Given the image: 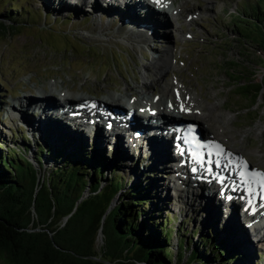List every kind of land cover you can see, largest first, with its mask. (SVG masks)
Segmentation results:
<instances>
[{
  "label": "trees",
  "instance_id": "trees-1",
  "mask_svg": "<svg viewBox=\"0 0 264 264\" xmlns=\"http://www.w3.org/2000/svg\"><path fill=\"white\" fill-rule=\"evenodd\" d=\"M48 1L50 4L59 2L39 0L37 13L31 5L28 8L9 6L1 11L0 35L28 25L32 16L37 21L35 24H40L43 18L46 25L52 24L48 36H58L78 45L83 42L70 35L78 30L96 32L77 19L61 23L59 18L58 22H48L50 17L56 18V13L47 12L44 8ZM6 22L7 26L4 25ZM230 23L240 47L252 50L248 57L245 55L251 60H243L237 52L230 58L226 51L223 59L215 62V68L221 70L227 79L236 82L233 84L238 91L236 96L251 100L253 107L263 95L264 87L263 81L256 79L259 65L256 61H264V0L243 1ZM24 120L30 121H25L30 128L23 129L42 135L43 141L34 137L27 139L21 127L10 131V140L0 134L1 264H98L69 254L40 250L38 245L47 250L40 238L32 239L24 235L27 232L18 231L50 230L55 233L53 239L58 246L81 257H95L94 239L108 210L110 212L105 217L103 228L106 242L102 249L107 257L105 260L109 262L241 264L242 256L233 247L229 228L223 223L221 228L209 214L203 218V223L194 212L192 219L188 216L177 226L171 224L173 217L169 211H163L162 197L154 186L157 177L152 174L153 170L147 167L149 173L135 176L134 179L141 180H134L133 183L136 169L124 162L130 154L123 145L113 142L115 147L120 148L118 158L105 154L99 157L87 148L90 138L79 134L82 133L80 131L75 135L68 133L76 129L46 124L41 131L33 126L34 120L30 115ZM96 136L100 138L98 133ZM51 137L58 138L54 147L47 140ZM137 170L141 172L139 168ZM190 210L197 211L193 207ZM70 214L65 228L55 231L60 219ZM217 219L221 222L220 217ZM214 223L219 224L217 229ZM174 239L176 242L173 243Z\"/></svg>",
  "mask_w": 264,
  "mask_h": 264
},
{
  "label": "rangeland",
  "instance_id": "rangeland-1",
  "mask_svg": "<svg viewBox=\"0 0 264 264\" xmlns=\"http://www.w3.org/2000/svg\"><path fill=\"white\" fill-rule=\"evenodd\" d=\"M58 1H55L54 4H50V1H48L46 7L44 6L47 12L52 11L56 13V18L50 17L48 22H58L60 19L61 23L64 22L63 20L73 22L74 19H77L94 28L96 32L92 34L78 30L73 35H70L71 38L75 37L77 41L83 42L78 45L73 41L64 40L58 36H48L52 24L46 25L44 18L40 24L39 22L35 24L37 21L32 16L29 18L28 25L17 27L14 29V32L9 31L8 34L0 35V134H3L8 140L11 139L9 137L10 131H16L21 127L24 133L27 134L25 135L27 139L34 137L40 142L43 141L42 135H37L35 132L31 134L24 130L30 128V125L26 123H30V121L24 120V117L27 115H30L34 120L33 126L41 131H43L46 124H51L56 128L71 127L70 124L59 123L57 125L55 122L57 120L51 117L42 116L39 118L38 116H33L31 111L9 106L11 103L6 101L10 98L9 96H12L10 99L17 100V98H21L23 95L26 97L29 92H33L35 87H45L53 80L59 83L60 79H62L66 83V86L62 89L64 91L69 90L71 94H76L75 91L83 90L98 97L100 92H111V89L114 88L116 90L114 93L118 94V96H114L119 97L126 94L124 91L125 85L128 84L135 87L134 81H138L139 84L141 83V74L144 72L143 65H149L150 71L154 72L153 66L151 67L152 62L150 61L156 55L151 53V50L154 49L157 52L160 49L158 47L149 49L146 39L142 35L132 34L125 29L121 30L122 28L118 25L121 24L119 20L113 22L110 19L112 15L113 17H118L117 13L104 12L107 16L97 14L103 13L97 8L100 5L104 7L106 3L118 5V8L110 7V9L113 8L119 10L117 12H120L122 11L120 10L121 4H117L113 0L111 2H108V0ZM143 1L141 3L143 7L154 14H159ZM165 1L170 7V0ZM172 1L176 8H180V11L175 17L168 15L166 21L168 20V23L172 24V27L174 26L178 32H174L173 29L167 27L164 36L167 38L166 46L170 48L172 55L169 57L165 55L169 54L167 51L157 52L161 57L165 55L159 59L173 60V70L180 72L176 76L179 77L178 79L183 84V89L195 92L197 99L200 98L202 101L210 102L208 103L210 105H215L218 111L213 108V111L216 112L214 113V120L220 124L225 123L226 128L230 131L229 138L231 139V143H223L218 140L222 137L215 130L210 129V127H207L208 129L206 130L208 131H206L204 138H214V141L217 140L229 152L240 156L245 164L257 167L264 173V87L261 93L263 95L255 102L256 105L251 107V100H244L236 96L238 91L233 86L236 82L227 79L221 70H216L215 68L218 61L223 59L227 52L230 58L237 52L243 60H251V58H247L251 49L244 48L243 50L235 40L238 39L235 37V33L230 29V22L235 11L238 9V5L245 0ZM37 4H39V0H0V12L7 10L9 6L18 5L20 8H28L31 5L37 13ZM80 5L83 6L81 7L82 10L77 11V9H81L77 7ZM128 7L131 9L130 12L127 14L121 13L124 20L130 21L138 17L140 21H151L143 17V15H135L133 7ZM94 11L96 14L92 15ZM87 15H90L92 18L89 17L90 20L85 19ZM190 15L194 18L193 21H195L192 26L185 23V20L188 22L187 18ZM151 19V23H147L148 26L146 28L158 26V20L155 17ZM153 21H157V24H153ZM191 23L189 22V24ZM7 24L8 22L4 25L7 26ZM143 36L151 38L152 32L144 31ZM156 38L162 39L161 36H156ZM118 49L123 51H116ZM100 52H104V54L101 55ZM159 61L155 60L156 65ZM256 63L259 64L256 79L258 82L263 81L264 84V61L257 60ZM173 76L169 73L166 79H170ZM156 83L153 81L151 86L154 85V91H160L161 84ZM132 87H130L131 91H137ZM83 94L94 97L87 93ZM127 94L138 96L130 92H127ZM109 95L113 96V94L106 93L99 99L108 98ZM96 97L94 98L97 99ZM198 115L200 119L203 118L202 113H198ZM193 120L192 118L188 121L199 122ZM199 123L202 127L203 123ZM203 130L205 131V129ZM81 131L82 133L79 134L90 138V142H87V148H91L92 153L97 154L99 157L100 154H105L111 158H118L120 156L118 155L120 150H116L113 143H110L112 141L108 142L104 140L102 144H99L101 141L96 139L95 131L93 132L94 134L90 132L91 130L86 131L82 129ZM77 132L69 131L68 133L75 135ZM207 132L209 136H207ZM47 140L51 147L57 145V137H51ZM150 144L153 145L152 142ZM229 146L234 150H231ZM162 148L158 151L155 144V146H151L148 154L144 150H127L130 155H127V159L124 162L136 169V175L132 176L133 183L141 180L138 181V178L134 179L135 176L147 175L149 171L146 170L149 167V170H153L154 172L152 174L157 177L154 186H156L157 194L162 197L163 211H169L172 214V225L177 226L179 223H183L188 216L192 219V213L194 212L201 223H203V218H206L205 216L209 214L220 224L214 223V228L217 229L218 225L222 228L223 225L221 223L226 227H230L229 231L234 242L233 247L242 256L241 264H264V245L261 246L264 244V238L258 239L257 242V239L252 242L246 237L247 232L251 231V226L249 227V224H246L241 218L242 206L236 203L238 206L236 213L240 215L239 221L241 222L238 223L235 220L236 216L233 214L223 219L222 214L218 210L217 202L221 201L219 200L220 196L217 194L219 187L216 188L217 192L213 197V204L210 198L206 199L204 196L194 195L192 192L183 193L180 191L179 189H185V187H178L175 183H172L169 177L171 166L170 168L167 167L165 171L162 166H156L157 162L155 159L158 153L167 158L170 156L169 145L165 144V148ZM152 151L158 153H153ZM143 166L146 167L143 169ZM138 168L141 172H138ZM201 194L203 195V192ZM178 197H181L180 201ZM182 201L189 202L190 205L180 206L179 203ZM208 203H210L209 207L212 205L211 208L205 207ZM191 206L197 211L190 210ZM213 206L215 207L212 210ZM228 214H230L229 211ZM168 215L170 214L168 213ZM218 217H220L221 222L217 219ZM239 230H242V232ZM101 239L102 237L98 241L99 246H101ZM172 242H176L175 239ZM260 242L261 244L256 247L257 243ZM246 243H251L248 245L250 249L245 248Z\"/></svg>",
  "mask_w": 264,
  "mask_h": 264
},
{
  "label": "bare ground",
  "instance_id": "bare-ground-1",
  "mask_svg": "<svg viewBox=\"0 0 264 264\" xmlns=\"http://www.w3.org/2000/svg\"><path fill=\"white\" fill-rule=\"evenodd\" d=\"M113 1L117 4L125 6L126 8L120 9L122 11L117 12L119 10H115L113 8L110 9V7H112L110 3H106L105 7L101 5L100 7H97L103 12L97 14H99L100 16H107L104 12H110L111 14H113V12L117 13L118 17H113L112 15L110 19H112L113 22H117L119 20L121 24L118 25L120 28H122L121 30L125 29L127 31H130L132 34L142 35V37L146 39V43L149 49L158 47L160 49L157 51L158 53H160L161 51H167L169 54L165 55H168V57L172 55L170 48L166 46L167 38L164 36L167 27L173 29L174 32H178V30L174 26L172 27V24L168 23V20L166 21V17H168V15H171V17H175L180 11V8H176L174 6L172 0H170V7L166 4L165 0H162L161 4L159 5L153 3L152 0H145L147 5L153 8L159 14H154L150 12V10L143 7L141 4L143 0ZM108 2H111V0H108ZM117 6L115 8H117ZM128 6L133 7L135 15H143V17L151 21V18L155 17V19L158 20V26H150V28H146V26H148L147 23H151V21H140L138 17H135L130 21L124 20V17L121 13L127 14L128 12H130L131 9ZM94 14H96L95 11L92 13V15ZM192 15L187 18L188 22H186L185 20V23H188V25L190 26L195 23V21H193L194 18L192 17ZM89 17L91 16L87 15L85 16V19L90 20ZM153 22V24H157V21ZM189 22L192 23L189 24ZM144 31L152 32V37H144ZM135 32L141 34H137ZM156 36H161L163 40L160 38H156ZM165 48L168 50H166ZM157 52H155L154 49L151 50V53H154V55H156L155 57H152V61H150L152 62L151 67L153 66L154 72L150 71L151 68L149 65H143L144 72L141 74V83L139 84L138 81H134L136 85L135 87H132L128 84L125 85L126 88L124 91L126 92V94L119 97L114 96H118L117 93H114L116 91L114 90V88L111 89V92H100L98 94V97L83 90L75 91L76 94H71L69 93V90L64 91L62 89L66 86V83L62 79H60L59 83L53 80L47 86L41 87L40 91L37 92V94L32 95L31 98H27L25 97V95H23L21 98H17V101L13 102L12 99H8L6 101L11 103V105L9 106H14V108L24 109L29 112L31 111L33 113V116H38L39 118L42 116L51 117L54 120H57L55 121L57 125L59 123H63L65 125L70 124L71 127H67L76 129L77 131H81L82 129L86 131L91 130L90 132L92 133L94 131H98V134L100 135L99 139L101 140L99 144H102L104 140H107L108 142L112 141L110 143L118 142L119 144L123 145L126 149L136 151L144 150V152H146L147 154L151 146H155V144L158 151H160L162 147V149H164L165 144L169 145L170 148L168 150L170 156H168V158L164 157L163 155H160V153L156 151H152L153 153H158L155 159L157 162L156 166H162L164 168V171L167 169V167L170 168L171 166V170L169 169L170 180L172 181V183H175L178 187H185V189H179L180 191H182L183 193L192 192L194 193V195L204 196L206 199L210 198L212 200V204L214 199L213 197L216 195L217 192L216 188L217 186H220V189L218 190L217 194L220 195L221 201L219 203L217 202V204L218 210L222 214L223 219H226L227 216L233 214L234 216H236L235 220H237L238 223H241L239 221L240 215L236 212L238 207L237 205H243L242 209H244L245 212L243 214L244 218L242 220H245V223L249 224V227L251 226V231L249 230L247 232L246 237H248L249 241L251 240L252 242L257 239V242L258 239L264 238L263 222L262 224L260 223V226L258 227V222H260L261 219L264 218V216L259 217L257 215L254 217V219H251L249 217L251 213L250 209H248V207L241 201V196L243 192L239 191L238 193V191L236 190V185L232 180L237 181L238 179H240L239 175L236 173L237 170H241V167L238 164L239 160L233 161L231 165L226 164V160H223L220 164L219 169L209 172L208 174H206L208 171L202 173V167L199 165L195 168L196 171L192 173L191 170H188L181 166L178 159L175 157V155H173L172 144L170 140L174 139L175 136V132L172 131V126L173 123L176 122V120H189L193 118L196 121L202 122L203 129H205V132L208 131L206 130L208 129L207 127H210V129L215 130L219 134V136L223 138L217 139L223 143H231V139L229 138L230 131L226 128L225 123L220 124L214 120V113L216 112L213 111V108L218 111L215 105H210L208 104L210 102H205L204 100L202 101L200 98L197 99L195 92H190L183 89V84L178 79L179 77L176 76V74L180 72L177 70H173V60H161L159 59L161 55L159 56ZM155 60H160L158 62L159 65H156ZM169 73L174 76L170 79H166L168 78ZM153 81L157 82L158 84H161L160 91L153 90L154 85L151 86V83ZM130 87L136 89L137 91H131ZM127 92L134 93L138 96L127 94ZM66 93L69 94L67 95ZM83 93L93 95L97 99H95L94 97H90L89 95H84ZM106 93L113 94V96L109 95L108 98L100 100L99 98H102ZM40 99L45 100L40 101ZM182 107L183 111L181 110ZM114 110H116L118 113H114ZM108 111L111 115L114 116L115 119L120 120L121 117L119 116V113L122 112V119H124V125L122 126L120 131H114V123L111 119H109L107 115ZM131 111H135V113H133L134 119L128 121L127 116L128 114H130ZM198 113H202L203 118L200 119L199 115L201 114L198 115ZM151 118L155 119L149 121L142 120ZM213 140L215 139L213 138ZM150 142H152L153 145H151ZM229 148L231 150H234L230 146ZM116 150H120L119 146L116 147ZM227 152L230 158H233L234 153L229 152V150H227ZM210 157L211 155L208 154L207 159L205 161L206 164L208 163V158ZM229 172L232 175H228ZM204 175V178H200ZM213 175H217L218 179L212 180L210 177ZM202 192L203 195L201 194ZM180 200L181 197L179 198V201ZM179 205L188 206L190 204L189 202L182 201L179 203ZM209 205L210 203L206 204L205 207L210 208L212 206L211 205L209 207ZM214 207L215 206L212 207V210L214 209ZM228 211L230 214H228ZM250 220L252 221L249 222ZM228 228L230 229L229 226ZM239 231L242 232V230ZM249 244L246 243L245 248L250 249L248 247ZM260 244L261 242L257 243L256 247H258ZM263 245L264 244H262L261 246Z\"/></svg>",
  "mask_w": 264,
  "mask_h": 264
},
{
  "label": "water",
  "instance_id": "water-1",
  "mask_svg": "<svg viewBox=\"0 0 264 264\" xmlns=\"http://www.w3.org/2000/svg\"><path fill=\"white\" fill-rule=\"evenodd\" d=\"M100 54L102 55V54H104V52H100ZM219 146H221V145L219 144ZM35 169H36V167H35ZM109 212H110V210H108L107 213L105 214V216L102 218V221H101L102 224L99 226V228L97 230V233H96V237L94 239V248L96 249V253H97V255L95 257H81V256L76 255L72 251L63 249L61 246H58L56 244V242L53 239V235L55 233H52L50 230L36 228L34 230L26 229V230H19V231L17 230V231H18V233H22L23 231L24 232H27L24 235L26 237L29 236L32 239L33 238H37V237L40 238V241H41L42 245L47 249V250H45V249H43L42 247H40L38 245V248L40 250H44V251L51 250V251H56V252H59V253H62V254H69V255H72L75 258L78 257V258H82V259L93 260V261H95L98 264H117L116 261L109 262V261L105 260V258H107V257L105 256V250L102 249V248H104L105 242H106V237L103 234L104 221H105V217H107V214ZM70 217H71V214L68 215V216H66V217L61 218L60 221L57 223V225L55 227V231L58 232V231L64 229L65 228V225H66V223H67V221L69 220ZM100 237H102V239L100 241L101 246L98 245V241H99V238Z\"/></svg>",
  "mask_w": 264,
  "mask_h": 264
},
{
  "label": "snow or ice",
  "instance_id": "snow-or-ice-1",
  "mask_svg": "<svg viewBox=\"0 0 264 264\" xmlns=\"http://www.w3.org/2000/svg\"><path fill=\"white\" fill-rule=\"evenodd\" d=\"M152 2L159 5L161 4L162 0H152ZM181 110L183 111V107L181 108ZM216 147L218 148V152L216 154L222 155L223 150L219 149V146ZM194 159L197 164L203 166L204 161L202 156L194 157ZM208 163L211 164L212 160H209ZM216 166H220L219 161H216ZM240 167L242 169V171L240 172V178L243 185L249 190V192H251L252 187L258 184L261 189L262 198H264V174L258 172H248L247 164L242 161L240 163ZM193 171H196V169L194 168Z\"/></svg>",
  "mask_w": 264,
  "mask_h": 264
}]
</instances>
